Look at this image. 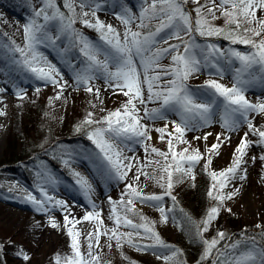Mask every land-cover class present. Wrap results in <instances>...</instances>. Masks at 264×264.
Masks as SVG:
<instances>
[{
    "label": "snow or ice",
    "instance_id": "1",
    "mask_svg": "<svg viewBox=\"0 0 264 264\" xmlns=\"http://www.w3.org/2000/svg\"><path fill=\"white\" fill-rule=\"evenodd\" d=\"M145 2L147 6L142 8L139 16H134L129 9H125L117 17L125 26L123 34L111 24H105L99 19L96 15L99 5L92 8L91 12L83 11L86 6H90L89 0H81L79 13L76 12L75 0H64L63 7L71 15H65L61 11L57 0H41L42 7L34 12L36 18L42 17L44 21L59 22L60 33L71 35L73 43L78 44L79 52L85 60L81 61L84 65L82 68L77 69L73 66L77 88L84 85L87 92L99 97L100 89L94 87L92 81L102 77L107 86L113 89L114 95L122 94L127 98L121 108L108 112L99 120L93 118V113H88L82 124L77 126L78 132L85 126L91 128V131L87 133V139L95 145L98 152L90 156L94 162H97L101 174L119 180L127 178L133 164L125 163V161H132L134 157L125 156L120 145L127 147L128 141L135 140L142 143L146 153L150 151L162 158V162L161 160L148 161L147 165H141L134 179L139 182L140 176L143 175L146 179L155 180L158 187L164 190L163 194H145L137 186L129 183L124 194L127 199L122 198L120 201L110 199L112 207L109 218L116 226L112 229L104 227L102 214L94 210L87 212L81 220L75 217L70 219L71 210L68 209L66 202L55 200L43 186L40 187L43 199L27 193L25 197L27 202L35 205L38 212L50 211L49 205L52 208L59 207L66 212L64 224L71 238L72 255L64 257L57 255L56 264H99V256L93 254V240L98 246L100 236H107L109 232L111 233L109 239H114L119 247H123L122 240H126L138 251L154 248L156 245L170 247L160 238L159 233L155 232L153 222L147 217L139 214L141 223H134L127 214H138L136 202L142 204L157 202L159 207V202H162L165 196H169L175 203L176 197L172 195L175 183L183 182L185 178L195 181L194 168L202 159L206 161L205 169H210L212 155H218L223 144L221 140L223 133L217 135V143L206 150L208 155L205 156L198 148L190 151L191 145L184 138L186 132L210 126L214 116H219L221 126L228 132L238 131L241 125H246L248 129L235 149L232 166L219 172L208 171L213 181L208 196L218 203L210 207L206 218L196 226L197 234L201 235V238L202 232H207L211 222L218 218L224 201L236 194L233 192L225 195L223 189L227 187L228 181L235 177L244 162L246 150L252 144L248 140L249 134L258 137L257 144L264 145V130L253 123L256 115L264 116V100L253 103L245 94L246 88L257 81L264 85V16H257V12L264 13V0H205L203 4L201 0H150V2L145 0ZM190 2L196 7L188 11L185 6ZM192 12L195 13L194 17ZM89 15L95 17V22L88 19ZM77 17L81 19L85 27L99 32L100 40L107 47L102 48L90 42L87 37L78 32L73 27ZM221 18L224 20V25H215L214 21ZM134 20L139 21L138 30L135 31L132 29ZM153 21L157 23L153 25ZM23 31L25 40L23 46L12 41L11 46L4 44L2 47L8 52L19 54L20 59L14 60L15 63L21 64L38 79L49 81L57 86L60 94L56 96V99H60L67 87V81H63L56 65L37 50V45L45 42L55 45L60 35L55 37L49 35L45 25L38 24L35 19L26 24ZM197 36L223 37L233 45L249 46L252 51L242 52L229 48L225 52L216 44L201 45L197 42ZM101 56H103L102 59ZM166 59L170 60L169 64L162 63ZM221 60L228 64H232L234 60L239 61L240 66L235 68L233 85L228 87L216 79H208L203 85L193 89L188 81L195 78L204 68L216 69L217 75L223 76ZM3 90L0 89V91ZM149 103H158L160 106L149 108L147 106ZM169 113L176 114L179 122L167 121ZM145 118L150 121L164 120L166 123L163 127L150 130L149 126L142 122ZM168 123L173 125L171 131H169ZM151 131L159 133L158 139L166 142L167 151L155 147L149 149L147 141L152 139ZM209 135L211 133L203 137L197 136L195 139L206 141ZM180 144L188 146L177 151V146ZM63 163L66 167H70L69 160H63ZM152 164L156 165V170L161 175L156 176L155 171L151 175L144 171L145 167ZM37 175L41 176L40 173ZM73 175L77 178L76 183L84 190L85 195L89 196L92 188L88 180L79 172H73ZM44 176L45 182L56 183L51 175L44 174ZM240 178L244 179L246 176ZM89 200L91 202L90 196ZM93 209H95L94 204ZM120 209L123 210V215ZM159 211L166 223L168 216L165 209L159 207ZM90 220L96 221V231L88 233V251L85 255L81 251V243L78 239L81 233L75 229L76 225L82 221ZM121 226L131 228L132 231L120 232ZM52 227H58L55 221H52ZM261 237L260 247H252L232 259L225 256L220 264H264V231ZM137 239L155 241V244H140L137 243ZM223 239H225V233L220 232L217 239L205 240L204 257L210 256L212 250ZM251 240L255 245V237ZM238 247L239 242L232 245L234 250ZM2 251L3 245L0 244V252ZM22 255L24 260L30 259L28 255ZM176 255L177 252L174 251L172 257L164 256L163 259L166 264L169 262L183 264L174 260ZM218 255L224 256V253H218Z\"/></svg>",
    "mask_w": 264,
    "mask_h": 264
},
{
    "label": "rangeland",
    "instance_id": "2",
    "mask_svg": "<svg viewBox=\"0 0 264 264\" xmlns=\"http://www.w3.org/2000/svg\"><path fill=\"white\" fill-rule=\"evenodd\" d=\"M63 3L64 0H61V3L57 0L59 6L63 5ZM80 3L81 0H75L77 13L81 12ZM89 3L90 6H86L83 11L91 12L92 8H96L99 5L96 12L99 19L105 24H111L121 34L125 31V26L117 17L125 9H129L134 16H139L142 8L147 6L145 0H89ZM203 3H205V0H201V4ZM40 7H42L41 0H0V89H4L0 91V160L5 155L11 153L19 143L22 144L23 141L27 142V144L37 142V136L39 135L34 130L33 120L34 123H37L38 120L40 125L38 127L44 128L46 132L49 131L50 135L57 140L69 139L72 131H74V134L78 133L76 130L77 126L82 124L88 113H93V118L99 120L107 115L108 112L121 108L127 99L122 94L114 95L113 89L107 86L102 77L92 81L94 87L100 89L99 97L87 92L84 85H80L79 88L76 87L73 66L77 69L82 68L84 65L81 61H84L85 58L79 52L78 44L72 43L69 45L71 35L60 33L59 22L44 21L42 17L36 18L34 16L35 10H38ZM194 7L196 5L190 2L187 4L186 10L191 11ZM60 9L62 11L61 6ZM67 14L71 15L70 13ZM67 14L65 13V15ZM192 15L194 17L195 13L192 12ZM257 16H264V13L257 12ZM33 19L38 24L45 25L49 35L53 37L60 35V39L56 41L55 45L48 42L37 45V50L47 57L51 63L56 65L60 70L63 81H67V87L64 89L60 99H56V96L60 94V89L57 86H54L49 81L38 79L21 64L15 63L14 60L18 61L20 59L19 54L8 52L2 47L4 44L11 46L12 41L23 46L25 42L24 26ZM88 19L95 22V17L91 15H89ZM221 20L222 18L214 21L215 25L218 26ZM138 23V20L133 21L132 29L134 31L138 30ZM155 23L157 21H153V25ZM73 27L87 37L90 42L102 48L107 47L100 40L99 32L85 27L79 17H77ZM144 31L146 32L147 30L145 29ZM172 42L175 43L176 41ZM197 42L201 45L216 44L225 52L229 48L242 52L252 51L249 46L233 45L226 43L224 40L216 41L197 36ZM102 58L103 56H101ZM162 63L169 64L170 60L166 59ZM239 66V61L234 60L232 64H228L224 60H221L220 67L223 68L222 77L217 75L216 69L204 68L201 73L197 74L195 78L190 79L188 83L195 89L197 86L203 85L208 79H216L220 83L231 87L234 83L235 68ZM37 89H39V92H37ZM245 94L253 103L264 100V85L257 81L246 88ZM34 101H39V104L42 105L39 110L35 108ZM147 106L149 108H157L160 105L158 103H149ZM141 115L143 116V111H141ZM173 120L179 122V117L174 113H169L167 121ZM142 122L146 123L150 130L163 127L166 123L164 120L150 121L146 118ZM253 123L261 128V130H264V116L256 115ZM84 128H86L84 137L87 139V133L91 131V128L88 126ZM168 128L171 131L173 125L168 123ZM247 131V126L241 125L238 131L228 132L221 126L219 116H214L213 123L210 126L186 132L184 138L191 145L190 151L191 149L198 148L205 156L208 155L206 150L214 143H217V135L223 133L221 136L223 144L219 149V154L212 155L210 169H205L204 165L206 161L204 159L195 166V181L200 177L206 180L207 182L205 183L209 191L213 181L208 175V171L219 172L232 166L235 149ZM207 133H211V135L208 136L206 141L195 139V137H203ZM151 136L152 139L147 141L149 149L155 147L162 151H167L166 142H161L158 139L159 133L151 131ZM227 137H230V139H226ZM248 140L252 144L246 150V155L243 157L244 162L236 172L235 177L228 181L227 187L223 189L225 195L233 192L236 194L231 199L224 201L218 218L211 222L207 232H202V238L201 235L197 234L196 227L201 220L196 221L191 216L184 214L183 211L180 213L175 208V203L171 197L165 196L164 200L159 202V207H163L168 216L166 223L161 216L157 202L147 204L136 202L138 214L128 213V218L132 219L134 223H141L135 217L146 213L148 220L153 222L155 232L159 233L160 238L170 247L164 248L156 245L154 248L138 251L135 247L130 246L126 240H122L123 247H119L114 239H109V236H111L109 232L107 236H100L98 246H96L97 242L93 240V254L99 256V264H130V262H134V264H146L144 261L149 264H166L163 257H172L174 251L177 252V255L174 257L175 261L183 262V264H199L198 261L200 260L198 258L196 260L184 255V250L175 244V240L185 224L191 235L196 233L200 237L202 250L206 249L205 240L211 241L217 239L218 233H225L227 216L241 220L251 226L264 225V159H261V157H264V145L257 144L258 137L252 134H249ZM187 146L180 144L177 146V151ZM120 147L125 156L134 157L132 161H125V163L130 162L133 164V168L128 172L125 180L108 178L101 174L97 162H94L90 156V154L97 153L98 149L88 139L87 142L71 143L67 147L66 154L60 157L61 161L59 164L55 165L53 162L45 159V157L25 163L24 165L28 166L29 171L34 175L29 181L23 174L9 172L7 171L8 168H4V166L0 168V244L9 253L11 264H56L55 257L57 255L61 257L72 255L71 238L68 236L64 224L66 212L59 207L52 208L51 205L48 206L50 211L38 212L35 205L27 202L25 198L27 193H31L43 199L40 193L41 186L55 200L66 202L68 209L71 210L70 219L75 217L81 220L87 212L94 210L102 214L101 218L104 227L107 229L116 227L114 221L109 218L112 207L110 199L113 201H120L122 198L127 199V196L124 194L129 183L137 186L145 194H163L164 190L158 187L155 180L146 179L143 175L140 176L139 182L134 179V175L137 174L138 168L141 165H147L148 161L161 160L162 162V158L150 153V151L146 153L144 144L135 140L128 141L127 147L124 145H120ZM48 154L49 152L46 148H41L38 156H48ZM49 158L52 159L51 156ZM66 159L70 161V167L64 165L63 160ZM144 171L150 175L154 171L156 176L161 175L156 170L155 164L145 167ZM73 172H79L91 184L92 191L89 194L91 202L89 196H86L84 190L76 183L77 178L73 175ZM38 173L41 176H38ZM44 174L54 177L56 183L45 182L46 177ZM242 176H246V178L241 179L240 177ZM195 181L185 178L183 182L175 183L172 195L176 198L178 195H183L187 186L193 184ZM208 201L209 208H207V213L210 207L218 203L209 196ZM93 204L95 205V209H93ZM228 209H231V211H228ZM120 211L121 215H123V210L120 209ZM205 218L203 217L202 220ZM189 220L194 221L196 224L192 221L191 223ZM52 221H55L58 227H52ZM75 230L81 233L78 237L81 243V251L87 255L88 233L96 231V221H82V223L76 225ZM119 231L129 232L132 229L121 226ZM140 231L143 233L142 229ZM241 236H244L243 233H241ZM137 243L155 244V241L137 239ZM246 243L249 248L242 250L237 255L231 256L230 259L242 255L252 247H260L257 243L253 245L252 240H247ZM186 252L194 254L192 249H188ZM216 252L212 253L213 255L211 254L210 259L208 258L212 262H209L210 264L215 263L213 256ZM21 253L28 255L30 259L24 260Z\"/></svg>",
    "mask_w": 264,
    "mask_h": 264
},
{
    "label": "trees",
    "instance_id": "3",
    "mask_svg": "<svg viewBox=\"0 0 264 264\" xmlns=\"http://www.w3.org/2000/svg\"><path fill=\"white\" fill-rule=\"evenodd\" d=\"M12 1V0H8ZM58 2L61 3V0H58ZM62 8V11H66L65 13H69L66 8L63 7V5H60ZM187 9V5L185 6ZM68 15V14H67ZM224 20L222 19L218 26H223ZM199 37V36H198ZM205 38V37H200ZM212 40H224L226 43H231L229 40L224 39L223 37H211ZM73 43V38L69 40V45ZM244 47L243 44H239ZM34 106L39 110V108L42 106L39 104V101H34ZM38 118V116H36ZM33 126L34 130L37 132V142L32 143L30 142L27 144V142L23 141L22 144H18L14 148V150L5 155V157L0 160V168L4 166V168H8L7 171L17 172L19 174H23L27 177V180H31L32 176H34L31 171H29V167L25 166V163H30L31 161L38 160L42 157H45V159L53 162L55 165L59 164L61 161V156L66 154L67 147L70 146L72 142L80 143V142H87V139L84 137V133L86 131V128H82L81 131L74 134V131L71 133V137L69 139H61L57 140L55 137L50 135L49 131H45L44 128L38 127L40 126L37 120V123H34L33 120ZM38 129V130H37ZM81 132V133H80ZM39 133V134H38ZM48 133V134H47ZM80 134V135H77ZM73 136V137H72ZM45 143V145H43ZM42 149H47L49 152L48 156H38L39 151ZM49 156L52 157V159L49 158ZM6 166V167H5ZM207 182L204 179L198 178L193 184H190L185 189L183 195H178L175 202V208L181 213L183 211L184 214L187 216H191L194 220H202L203 217L207 216V208H209V201H208V188ZM143 216L146 217V213H143ZM181 216V214H180ZM139 219V216L135 217ZM140 220V219H139ZM190 222L192 220H189ZM194 223V221H192ZM191 222V223H192ZM196 224V223H194ZM225 239L220 240L217 244L216 248L212 250V253L217 251L215 255L213 256V261L215 263L220 264V262L225 258V256L230 259L231 256L239 254L242 250L248 249L247 240H251V238L255 237V241L258 245H261L262 243V237L261 233L264 231V225H247L241 220H236L231 217H226L225 221ZM242 227V228H241ZM244 227V229H243ZM241 233H243L244 236H241ZM248 238V239H245ZM244 241V242H243ZM239 242V247L234 250L232 248L233 244H236ZM175 244H177L181 249L184 250V255L190 256L192 258H198L199 264H210L212 263L210 259L211 255L208 257H204L202 254H204L205 250L201 249V239L200 237L195 233L194 235H191L186 227L183 226V229L178 234L177 239L175 240ZM192 249L194 254L186 252V250ZM218 253H224V256L218 255ZM213 255V254H212ZM200 257V258H199ZM197 260V259H196ZM146 264H149L148 262L144 261ZM210 262V263H209ZM214 263V262H213ZM214 263V264H215ZM0 264H11L9 261V253L4 250L0 252Z\"/></svg>",
    "mask_w": 264,
    "mask_h": 264
},
{
    "label": "bare ground",
    "instance_id": "4",
    "mask_svg": "<svg viewBox=\"0 0 264 264\" xmlns=\"http://www.w3.org/2000/svg\"><path fill=\"white\" fill-rule=\"evenodd\" d=\"M105 16V15H104ZM63 196V195H62ZM77 201H78V199H77Z\"/></svg>",
    "mask_w": 264,
    "mask_h": 264
}]
</instances>
